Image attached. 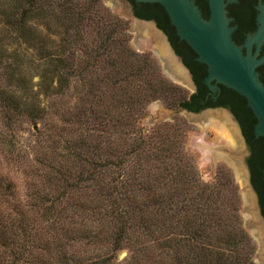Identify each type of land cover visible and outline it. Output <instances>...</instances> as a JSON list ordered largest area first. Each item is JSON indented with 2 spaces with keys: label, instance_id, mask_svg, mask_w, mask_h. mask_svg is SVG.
Segmentation results:
<instances>
[{
  "label": "trees",
  "instance_id": "obj_1",
  "mask_svg": "<svg viewBox=\"0 0 264 264\" xmlns=\"http://www.w3.org/2000/svg\"><path fill=\"white\" fill-rule=\"evenodd\" d=\"M128 1L135 16L153 19L166 34L194 90L168 81L147 51L133 49L126 19L99 0H0L2 24L23 44L19 50L0 40V264H91L82 246L104 222L112 225L111 248L128 244L131 252L113 261L110 251L93 264H253L231 174L217 167L212 180H200L176 121L146 129L139 116L156 97L191 111L227 108L248 145L249 179L264 217V136L253 137L256 118L245 97L222 83L213 100L201 101L205 64L163 6ZM30 22L41 29L31 26V34ZM39 94H71L75 109L58 110L53 102L46 110ZM48 115L78 122L84 133L70 137L61 127L52 138L55 152L25 161L14 129L30 123L37 140L43 131L36 124L47 126ZM32 161L40 167L29 171ZM15 172L24 179L20 197ZM76 199L85 200L89 215L66 210Z\"/></svg>",
  "mask_w": 264,
  "mask_h": 264
},
{
  "label": "rangeland",
  "instance_id": "obj_2",
  "mask_svg": "<svg viewBox=\"0 0 264 264\" xmlns=\"http://www.w3.org/2000/svg\"><path fill=\"white\" fill-rule=\"evenodd\" d=\"M99 1L111 12L126 19L127 31L129 34L128 43L133 49L137 51H147L157 62L160 71L168 81L178 85L185 92L191 91V83L188 79L184 78L185 80H182L181 78L175 77L170 68L167 74L162 71V62L158 57L161 52L158 50L159 44L156 41L157 36H155L156 34L153 35L154 32L151 27L149 28L153 33L149 31L148 26H146L147 24L144 25L141 20L135 19L130 15V7L127 0ZM36 19H38V17H33L30 20L34 21ZM1 20L2 18L0 16V40L10 47L16 46L19 50H21L23 44H17L19 42L15 37L16 35L14 31L8 27H5ZM29 26L31 34L34 33V29L31 26L40 28L31 22ZM48 27L49 26L46 25V30H50L51 26L49 28ZM50 37L53 38V36ZM51 44H53V42H51ZM57 45L59 44L57 43ZM154 47L157 49V53L152 50ZM160 55L162 56V54ZM172 76H174V79ZM36 79L37 75H33L31 82L35 83ZM72 81L75 83L77 79L76 81L75 79ZM33 87H35V85H33ZM27 96L29 97V95ZM39 97H41V101L46 104V110L50 109V104H56L58 110L63 109L65 112H67V110L75 109V107L72 105L75 96H72L71 94L70 96L63 95L61 97L53 98H48V96H42L39 94ZM166 102H168L167 99H161L158 97L148 99L144 106L142 115L139 116V123L146 129H149L150 125L155 122L175 120L176 124L179 125L183 133V148L192 160L200 180L205 182L212 180L217 167H223L227 169L233 178L239 194V215L241 224L250 236L251 242L253 244V251L251 255L252 262L253 264H262L264 259L256 233L258 230L262 229L263 226L258 215L254 213L256 205L255 202L257 203V199L253 195V192L249 190L248 186L244 184L243 162L246 157V148L240 134L236 130L237 127L235 126L233 120H231V118L228 116V113L224 111V109L219 107H207L198 112L186 114L184 112L176 111L175 109L177 106H169ZM225 119H227V121ZM45 121L48 123L47 126L45 124V127L42 125V120H39L36 124L37 127L42 128L43 131L38 136L37 140L35 139L36 133L34 132L30 123L21 122L18 128L14 129V137L15 140H17L15 146H18L19 149H25V161L27 158L33 155V153L41 155L42 152H44V154L46 152L50 153L51 149L55 152L57 147L55 146L52 138L57 139L56 137L59 134L61 136V127L67 128L66 135L70 137L84 133L82 125L78 122L76 123L71 121L70 124L68 122L63 123L62 119H53L51 121L49 115L45 118ZM219 126H221V128L226 131L225 133L228 132L227 134L230 133L228 129H233L232 142H229L228 139L219 132ZM1 128L2 126L0 129ZM47 133L49 134V137H47ZM50 133L52 136H50ZM7 137L8 135H6V139ZM57 143L59 142H56V144ZM27 165L29 166V171L35 169L36 165L37 169L40 167L38 162L35 163L33 161L27 163ZM21 177L22 176L19 172H15L14 178L16 180V191L19 197L22 196L25 191L22 186L24 179ZM84 203L85 200L76 199L75 201H72V203L69 205V208L66 210L70 209L73 211V213L79 212V214L84 213V215H89L90 212L86 210V206L82 205ZM66 210L65 212H67ZM111 231V224L107 222L102 223L100 232H97L93 239H90L82 246V252L88 255L90 254V257L88 256L90 258L89 263L93 264L95 260H97V257H100L101 254L104 255L110 251L113 253V257L111 256V260L113 261L124 260L128 257L131 252L130 246L128 244H125V246L122 245L123 247H117L115 249L111 248L113 238V235L110 234ZM128 241L130 240L128 239ZM120 251H124V253L119 257L118 254Z\"/></svg>",
  "mask_w": 264,
  "mask_h": 264
},
{
  "label": "water",
  "instance_id": "obj_3",
  "mask_svg": "<svg viewBox=\"0 0 264 264\" xmlns=\"http://www.w3.org/2000/svg\"><path fill=\"white\" fill-rule=\"evenodd\" d=\"M135 1H156L163 6L178 37L184 39L194 50L196 54L195 59L205 64L206 72L203 77L204 83L209 88L217 87V83H222L243 95L246 99V104L250 107L256 118L252 127L253 137L258 135L264 136V83L259 78L256 70V66L264 62V53L256 56L258 44L264 36V22H261L254 34L249 37L250 42H255L256 44L255 51L251 53L247 45L246 51L243 53L230 36L231 28L228 26V18L224 14V0H207L209 8L208 17H203L200 14L197 6L192 0ZM129 7L130 15L135 19L141 20L143 24H147L158 36L168 57L172 59L178 69L183 72L185 79L190 81L192 91L194 85L191 73L181 60L180 56L174 51L166 34L156 26L153 19L137 17L133 14L130 4ZM152 50L156 52L155 47L152 48ZM158 57L162 62V71L167 74L170 66L163 56L159 54ZM173 77L174 76H172V78ZM214 107L224 109L231 120H233L237 127L236 130L240 134L244 143L247 154L248 148L234 115L223 106ZM202 109L204 108L197 111H191L184 107L177 106L175 110L186 114H192ZM243 165L244 184L248 186L249 190L253 192V195L257 199L256 192L250 183V174L246 160H244ZM262 175L264 178V170ZM257 203L255 202L254 213L260 218L263 227L257 231L256 235L259 236L258 242L264 259V218L260 213L259 205ZM123 253L124 251H120L118 256L120 257Z\"/></svg>",
  "mask_w": 264,
  "mask_h": 264
},
{
  "label": "flooded vegetation",
  "instance_id": "obj_4",
  "mask_svg": "<svg viewBox=\"0 0 264 264\" xmlns=\"http://www.w3.org/2000/svg\"><path fill=\"white\" fill-rule=\"evenodd\" d=\"M192 1L197 6L200 14L203 17H208L209 14L208 1L207 0H192ZM223 7L225 10L224 14L228 18V22H227L228 26H230L231 28L230 36L232 40L240 47L243 53H245L247 45L249 47L250 52L253 53L255 51L256 44L255 42H250L249 37L254 34L259 24L261 22H264V0H224ZM262 53H264V36L261 42L258 44L256 56H259ZM256 70L258 72L259 78L264 83V62L256 66ZM192 82L195 89L196 84L194 83L193 79ZM215 90H217L215 87L209 88L208 86H206L201 101H205L207 99L213 100L215 98L213 94ZM205 107H214V106H205ZM248 152H249V148H248ZM262 264H264V261Z\"/></svg>",
  "mask_w": 264,
  "mask_h": 264
},
{
  "label": "bare ground",
  "instance_id": "obj_5",
  "mask_svg": "<svg viewBox=\"0 0 264 264\" xmlns=\"http://www.w3.org/2000/svg\"><path fill=\"white\" fill-rule=\"evenodd\" d=\"M144 25H146V24H144ZM138 26V25H137ZM146 26H148V25H146ZM140 27V26H139ZM142 28V27H141ZM148 28H149V26H148ZM149 31L150 32H152L151 30H150V28H149ZM153 33V32H152ZM153 35H155V33H153ZM155 36H157V35H155ZM156 41H157V43L159 44V51L161 52L160 54H162V56L166 59V61H167V63H168V65L170 66L169 68L172 70V72H173V74H174V76H177L178 78H181L182 80H185L184 78H185V76H184V74H183V72H181V70H179L178 69V67L175 65V63L172 61V59H170L169 57H168V55H167V53H166V51H165V48L163 47V45H162V43H161V41H160V39H158V36L156 37ZM156 50V53H157V49H155ZM221 114V113H220ZM226 121H227V119H225ZM215 124V123H214ZM219 132L222 134V135H224L225 136V138H227L228 139V141L229 142H232V136H233V129L232 130H229L228 129V131L230 132L229 134H227V133H225L226 131H224V129L223 128H221V126H219ZM234 167V166H233ZM239 168V167H238ZM240 169V168H239ZM241 170V169H240ZM241 172V171H240ZM240 175H241V173H240ZM257 239H259L258 238V236H257Z\"/></svg>",
  "mask_w": 264,
  "mask_h": 264
}]
</instances>
